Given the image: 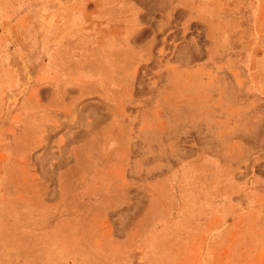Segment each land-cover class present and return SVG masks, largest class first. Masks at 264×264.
I'll list each match as a JSON object with an SVG mask.
<instances>
[{
  "label": "rangeland",
  "instance_id": "obj_1",
  "mask_svg": "<svg viewBox=\"0 0 264 264\" xmlns=\"http://www.w3.org/2000/svg\"><path fill=\"white\" fill-rule=\"evenodd\" d=\"M0 264H264V0H0Z\"/></svg>",
  "mask_w": 264,
  "mask_h": 264
}]
</instances>
